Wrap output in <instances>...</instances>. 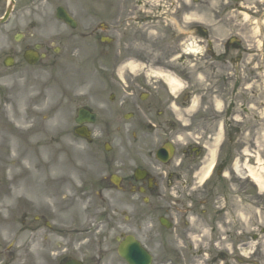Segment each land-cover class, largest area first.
Returning a JSON list of instances; mask_svg holds the SVG:
<instances>
[{
    "label": "flooded vegetation",
    "instance_id": "obj_1",
    "mask_svg": "<svg viewBox=\"0 0 264 264\" xmlns=\"http://www.w3.org/2000/svg\"><path fill=\"white\" fill-rule=\"evenodd\" d=\"M50 5L51 0H0V72L14 70L20 54L23 59L34 48V40L54 36L40 31L37 22H45ZM196 5L206 13L216 5L215 23L234 30L225 15L238 2L201 0ZM193 14L190 0H107L110 81L115 88H144L147 104L118 102L108 119L132 106L131 120L115 130L107 123L101 130L118 138L113 156L103 162L110 170L107 180L83 183L80 170L78 187L28 194L13 213L22 218L20 224L0 226L10 238L5 245L0 235V264H129L118 255L128 236L140 243L142 264H264V192L252 176L261 173L264 186V148L259 143L264 121L258 116L263 113L264 118V103L260 106L258 94L253 95L251 117L243 105L239 112L233 106L236 89L262 84L264 48L231 36L219 48L205 41L197 51L200 57L190 58V31L202 39L208 34L190 23ZM85 15L94 17L91 11ZM71 34L88 41L102 38L92 23L89 32ZM236 34L245 38V33ZM52 45H42L43 60L61 52ZM130 63L159 71L162 79L126 80L120 71ZM56 66L52 61L46 67ZM200 74L219 88L222 101L229 104L224 112H215L210 93V112H186L190 99L184 95L180 112L173 113L169 96L152 91L165 89L167 79L190 89ZM212 164L215 170L206 176ZM234 164L236 176L230 175ZM115 176L117 185L110 181ZM94 192L99 203L84 210L83 201Z\"/></svg>",
    "mask_w": 264,
    "mask_h": 264
},
{
    "label": "rangeland",
    "instance_id": "obj_2",
    "mask_svg": "<svg viewBox=\"0 0 264 264\" xmlns=\"http://www.w3.org/2000/svg\"><path fill=\"white\" fill-rule=\"evenodd\" d=\"M103 1L102 8L100 7V3L97 4L98 11L95 14L97 19L95 18L94 21L99 23L103 21L106 24L107 17L104 13L106 9V1ZM257 1L258 0H245L244 5L251 8L257 4ZM54 3L55 5H50V7L45 8L47 11L45 22L42 23L40 20L37 21L39 24L38 29L40 31H46L48 33L65 32L59 24L57 25L54 18V23L52 22L54 7L62 5V3H68L71 5L73 11L80 14L81 16L79 18L83 21V11L81 10V5L79 3H76L74 0H55ZM243 11L247 12L245 9H243ZM86 20L87 19L84 16L85 26L88 25ZM254 35H256V33H254ZM90 42L91 43L80 41L78 38L65 39L63 44L60 42L64 48V54L61 56L59 63L66 69V72L64 74L60 73L59 75L64 76V87L61 91H58V86L56 85L55 87L51 84V90L54 92L56 98L50 102L51 106L57 105L58 107L57 103L60 98H63L64 104L60 116L58 114H52L54 110L48 112L47 109H42V111L36 115V118L38 119H32L30 118L31 116H27L28 112L31 113L32 110H34V105L30 100V96L36 93H31L34 89H25V87L34 83L36 85L41 83L44 86L50 84L45 82L44 77L46 72L42 69L25 71V69L19 67L16 70V75L18 77L25 75L27 77L25 81H13L15 76H9L12 72L8 74L4 73V76H7V79L0 80V177L11 178V180L16 183V186L18 187L15 195L17 193L19 195L26 193L27 185L20 184L21 177L31 165H36L38 160L35 154H32L33 158L31 157L30 160H28L26 159L27 155L24 151H18L19 146L23 144L24 137L32 138L35 142L40 140V144H43L45 139L52 140L51 155L45 154V152L42 153L45 154L43 158L45 157L46 160H52V157L57 158L59 155V149L56 143L58 142V135L61 126H63L62 128H64L66 135L64 142L66 158H64V160L66 162L73 161L72 157L75 156L77 149L71 147L72 142L70 140L71 136L69 135V132L72 126H74L73 118L76 109L83 104H89L99 110L101 107L107 106L109 103L108 98L111 93L106 84L105 77L107 76V72L100 67H95L100 66L101 60L100 58H95L94 55H91L94 53L93 50L96 48V45L93 43L94 41ZM35 43H46V39L35 40L34 44ZM93 58H95L94 63H91ZM85 66H88L87 70L84 69ZM134 74L138 75L139 72L135 71ZM125 75L128 76L129 74L126 73ZM3 83L7 84L6 87ZM198 100L199 96L196 97L195 102H198ZM45 116L54 118L52 121L46 122L45 120H42ZM15 117L18 119H27L26 124L22 123L19 126V131L17 133H14L15 129H13ZM38 121H41L43 126L41 127L37 125L34 134L33 132L26 133L25 128L33 123L37 124ZM31 152L32 151L29 152V155ZM17 158L20 159L18 162Z\"/></svg>",
    "mask_w": 264,
    "mask_h": 264
},
{
    "label": "bare ground",
    "instance_id": "obj_3",
    "mask_svg": "<svg viewBox=\"0 0 264 264\" xmlns=\"http://www.w3.org/2000/svg\"><path fill=\"white\" fill-rule=\"evenodd\" d=\"M255 177H257V182H258V185L260 186V188L262 187V184H261V180L259 179L260 177L259 176H255Z\"/></svg>",
    "mask_w": 264,
    "mask_h": 264
}]
</instances>
